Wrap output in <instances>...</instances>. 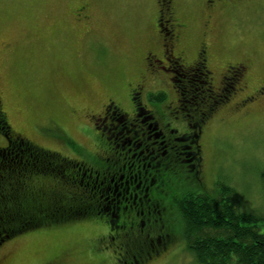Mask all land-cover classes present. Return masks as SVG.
Wrapping results in <instances>:
<instances>
[{"label":"rangeland","instance_id":"obj_1","mask_svg":"<svg viewBox=\"0 0 264 264\" xmlns=\"http://www.w3.org/2000/svg\"><path fill=\"white\" fill-rule=\"evenodd\" d=\"M197 3L176 5L188 23L192 51L211 30L205 38L213 57L206 68L214 88L230 76L225 61L245 68L229 99L202 127L204 186L189 185L180 168L168 180V195L188 189L213 195L225 183L235 190L240 211L264 216V89L258 93L264 88V0L240 3L231 16L218 11L209 22ZM154 5V0H0V107L12 130L36 146L93 164V139L100 132L89 113L99 112L113 93L115 104L129 114L138 84L136 93L159 126L185 132L170 72L148 70L144 60L147 50L162 54L152 29ZM185 40L176 51L185 49ZM174 55L184 64L193 56ZM158 94L162 101L155 99ZM5 144L0 134V146ZM117 192L110 196L114 201L120 199ZM105 232L93 217L30 231L0 246V264H116L113 249L99 246L97 237ZM141 264L200 263L177 237L166 250L144 255Z\"/></svg>","mask_w":264,"mask_h":264},{"label":"trees","instance_id":"obj_2","mask_svg":"<svg viewBox=\"0 0 264 264\" xmlns=\"http://www.w3.org/2000/svg\"><path fill=\"white\" fill-rule=\"evenodd\" d=\"M194 71L180 62L170 71L178 107L187 124L185 132H174L175 142L184 150L183 159L194 158L185 162L189 185L195 180L192 167L201 149L202 127L229 99L240 78V74L230 73L215 89L206 67L198 66ZM155 99L162 101L164 96L158 94ZM140 119L153 137L159 134V126L155 129L157 118L151 111H143ZM124 126L130 132L134 131L122 112V128ZM0 134L6 139V144L0 146V246L13 237L51 225L84 217L101 220L95 207L99 211L109 207L108 212H112L121 201L132 202L124 193L126 182L116 201L110 197L112 192L94 190L88 163L32 144L12 130L1 107ZM179 167L165 165L160 171L169 180ZM138 182H133V187ZM167 186L170 188L169 182ZM181 196L166 206L179 221L165 223L162 228L160 223L153 225L162 235L169 234L174 239L181 237L186 249L200 264H264V216L240 211L236 192L231 186L218 183L217 192L211 196L187 194V191ZM138 218L142 217L139 215ZM124 233L122 249L114 251L116 264H141L144 255L161 249L158 238H146L145 230L138 232L133 227ZM97 238L101 240L102 236ZM99 246L102 249L101 241Z\"/></svg>","mask_w":264,"mask_h":264},{"label":"flooded vegetation","instance_id":"obj_3","mask_svg":"<svg viewBox=\"0 0 264 264\" xmlns=\"http://www.w3.org/2000/svg\"><path fill=\"white\" fill-rule=\"evenodd\" d=\"M196 1L198 2L196 6L199 4L200 11H205L208 22L218 11H228L231 16L238 10L240 3L243 5L247 3V0ZM154 3L152 29L156 41L161 47L162 54L158 57L151 50H147L144 54L146 68L149 70L157 66L170 72L173 66L179 62L191 71H194L198 66L207 67L209 57L213 56L209 52V43L205 36L209 35L211 30H209V34L202 38L199 48H196V51H192L190 47L192 40L187 31L188 23L179 15L176 5L177 0H154ZM79 10L82 11V9ZM183 36H186L185 49L176 51L175 46ZM174 53H179L183 56H187L186 54L193 55L191 63L184 64L181 58L174 55ZM225 63H227L229 73L233 75L236 73L237 75L240 74V77L244 73L245 65L242 62H235L233 63L234 66L226 61ZM208 71L209 75L212 76L211 69H208ZM225 78V76H222L221 83ZM170 80L172 82L171 74ZM138 86V84H135L131 95L134 107L129 114L123 112L115 104L113 93L104 100L102 109L99 112L95 114L89 113L91 126L100 132V135L93 139V144L97 148L94 150L97 157L93 164H89V175L93 180V189H102L105 193L112 192L113 194L118 191L116 194L121 196L122 185L126 182L124 193L132 199V202L128 204L121 201L118 208L112 212H108L109 207L100 211L95 207L96 214L107 225L106 232L101 235V241L104 244L102 249L112 248L113 252L122 249V236L126 235L124 231L126 232L128 228L133 227H136L138 232L145 230L146 238H158L161 249L157 252H162L173 244L176 239L172 235H162L159 229L156 230L153 225L160 223L162 228L165 223L169 224L174 221V224H176L179 221V217L175 218V214H172L166 206L182 196L168 195L171 192V188L167 186L168 178L162 174L160 169L165 165L170 166V168L172 166H180L179 168L184 169L185 162H190L194 159H183L184 150L175 142L177 139L174 135L176 129L170 127L168 123H162V126H159L160 122L157 119L155 129L159 126L160 135L156 134L153 137L149 133L148 127L143 124L139 117L141 118L143 111H151L154 116L156 114L142 104L139 99V93H136V89H139ZM263 89H259L258 93H262ZM177 108L179 109L178 100ZM122 112L126 114L129 125L133 127V132L127 130L125 126L122 128ZM197 155L196 162L192 167L195 173V180L191 181V184L204 186L201 178L203 159L201 149L198 150ZM146 162L147 166H145ZM137 181L139 182L133 187V182ZM141 187L142 190H140ZM94 192L97 193V191ZM188 193L212 195L204 191L198 192L194 189H188ZM139 215L142 218L139 219ZM122 230L124 231L122 232ZM162 239L165 240V243Z\"/></svg>","mask_w":264,"mask_h":264}]
</instances>
